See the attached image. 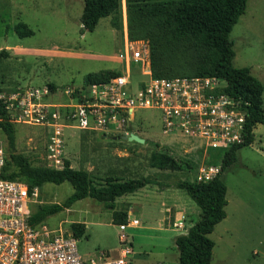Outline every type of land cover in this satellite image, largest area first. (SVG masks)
Masks as SVG:
<instances>
[{"label": "rangeland", "instance_id": "rangeland-1", "mask_svg": "<svg viewBox=\"0 0 264 264\" xmlns=\"http://www.w3.org/2000/svg\"><path fill=\"white\" fill-rule=\"evenodd\" d=\"M63 1L70 0H0V94L8 96L26 86L40 91L46 88L44 102L65 104L70 102L68 95L85 89L86 74L119 69L118 54L124 46L122 0H117L116 28L111 26L113 16L109 15L99 19L92 31L82 34V0H71L68 5ZM17 22L25 23L32 34L19 37L13 31ZM228 37L233 41L232 65L248 67L261 82L264 106V0H246L244 12ZM70 87L73 92L66 94ZM157 114L150 109L133 111L127 129L143 138L142 144L121 139L123 134L113 128L83 130L71 124L60 128L61 161L67 159L72 168L87 171L94 186L112 179L149 180L137 191L117 197L113 209L85 197L44 219L49 227L67 231L72 223H83V234L76 242L79 254L89 257L97 251H108L115 255L121 234L131 243V264H178L173 239L197 220L199 209L175 184L195 179L199 166H212L207 165L209 156H215L220 148H207L204 155L203 148L188 145L185 149H192L177 156L175 153L183 151L181 143L168 142L170 137L160 132ZM12 124L16 153L33 167L55 165L47 157L52 129ZM252 132L253 141L236 150L235 162L221 175L227 203L225 217L208 234L213 242L210 264H264V125L256 124ZM160 148L191 160L196 167H150V155ZM71 191L66 181L45 183L37 189L32 209L35 212L37 205L61 203ZM114 210L127 213L123 228L111 223Z\"/></svg>", "mask_w": 264, "mask_h": 264}, {"label": "trees", "instance_id": "trees-1", "mask_svg": "<svg viewBox=\"0 0 264 264\" xmlns=\"http://www.w3.org/2000/svg\"><path fill=\"white\" fill-rule=\"evenodd\" d=\"M246 0H124L126 36L130 41L143 40L149 53L152 77L213 76L225 81L223 91L239 100L244 112V126L240 141L217 149L209 156L207 165L218 166L217 173L208 181H178L175 186L184 191L199 209L196 221L184 233L174 237L178 264H210L213 247L208 234L215 224L225 217L226 187L221 178L223 171L236 159V150L253 141L252 129L264 125L262 84L249 72L248 67H234L233 41L228 33L239 16L243 14ZM117 0H83L79 16L80 34L92 31L100 18L113 16L110 23L117 27ZM13 31L19 36H29L32 30L25 23L17 22ZM104 70L88 73L84 84L102 82L115 75ZM52 88L51 85H49ZM0 130L6 161L2 177L19 179L29 190L45 183L60 184L66 181L72 191L61 203L37 205L31 222L43 221L47 216L68 208L73 202L85 197L99 201L105 208L113 209L117 197L133 193L149 183L147 178L112 179L94 186L88 172L75 169L63 159L62 167H33L28 160L14 150V127L8 120L6 109L0 100ZM155 144V143H154ZM150 167L172 170H189L196 167L191 160L175 157L165 148L152 153ZM127 213L114 210L111 223L126 225ZM70 231L80 237L83 223H72Z\"/></svg>", "mask_w": 264, "mask_h": 264}, {"label": "built area", "instance_id": "built-area-1", "mask_svg": "<svg viewBox=\"0 0 264 264\" xmlns=\"http://www.w3.org/2000/svg\"><path fill=\"white\" fill-rule=\"evenodd\" d=\"M123 44L116 74L68 95L70 102H44L46 88L26 86L8 96L0 94L9 122L52 129L47 157L55 165L49 168L62 167L63 125L83 130L113 128L128 136L133 133L127 126L136 109L158 113L160 132L170 137L168 142L181 143L183 151L177 156L196 147L203 148L205 155L207 148H225L240 141L244 112L240 101L223 91L225 81L213 76L152 77L147 44L127 38ZM1 134L0 130V264H131L132 246L126 235L118 236L115 255L97 251L87 257L77 252L78 237L71 231L51 228L44 220L31 222L37 188L29 190L19 179L2 177L6 154ZM188 145L192 148L186 150ZM217 171L216 165L199 166L195 179L208 181Z\"/></svg>", "mask_w": 264, "mask_h": 264}, {"label": "crops", "instance_id": "crops-1", "mask_svg": "<svg viewBox=\"0 0 264 264\" xmlns=\"http://www.w3.org/2000/svg\"><path fill=\"white\" fill-rule=\"evenodd\" d=\"M64 3H67V5L71 2L70 1H63ZM82 6H83V0H82ZM122 9H123V13H124V18H123V25H122V29H121V33H122V44L125 38H127L126 36V26H125V9H124V0H122ZM82 10V9H81ZM81 13V12H80ZM80 16V15H79ZM104 18V17H103ZM101 19V18H100ZM97 24V23H96ZM89 57H99V56H95V55H90Z\"/></svg>", "mask_w": 264, "mask_h": 264}, {"label": "water", "instance_id": "water-1", "mask_svg": "<svg viewBox=\"0 0 264 264\" xmlns=\"http://www.w3.org/2000/svg\"><path fill=\"white\" fill-rule=\"evenodd\" d=\"M5 52V50H4ZM121 139L123 140H127V141H134L136 143L142 144L144 143V139L138 137L137 135L133 134V133H129L128 136H122Z\"/></svg>", "mask_w": 264, "mask_h": 264}]
</instances>
